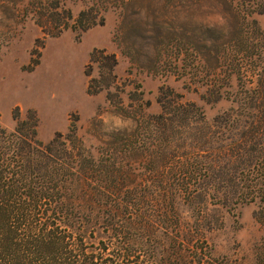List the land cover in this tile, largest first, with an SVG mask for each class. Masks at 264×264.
Segmentation results:
<instances>
[{"label":"rangeland","instance_id":"1","mask_svg":"<svg viewBox=\"0 0 264 264\" xmlns=\"http://www.w3.org/2000/svg\"><path fill=\"white\" fill-rule=\"evenodd\" d=\"M58 1L74 17L91 7L88 14L102 15L103 23L48 35L36 18L43 11L39 2L53 5L54 0H0L1 123L13 129L15 107L22 118L32 110L37 137L48 141L75 121L90 154L114 161L115 181L130 184L143 206L162 203L171 188L184 224L197 226L215 255H225L232 264H254L256 248L264 242V202H237L230 195L222 203L217 182L204 169L212 158V131L227 122L228 133L241 131L248 119L240 114L243 89L264 86V0H236L247 13L238 25L231 0ZM120 24L125 28L120 30ZM217 39L226 44L227 63L220 66L212 58L218 54L213 50ZM204 41L202 58L207 62L201 59L198 70L207 72L209 86L202 81L207 76L188 72L190 48ZM96 48L115 54V77L108 75V89L88 93L89 78L98 75L97 63L90 61ZM237 52L247 60L241 75H236ZM162 87L179 93V100L194 102L204 119L196 114L164 124L156 115ZM167 94L173 98L171 91ZM118 97L125 107L133 105L134 116L116 107ZM256 118L263 126L259 141L264 149V115ZM235 162L239 167L261 166L264 151ZM198 178L205 179L196 187Z\"/></svg>","mask_w":264,"mask_h":264},{"label":"trees","instance_id":"2","mask_svg":"<svg viewBox=\"0 0 264 264\" xmlns=\"http://www.w3.org/2000/svg\"><path fill=\"white\" fill-rule=\"evenodd\" d=\"M39 3L43 11L36 22L48 35L103 23L102 15L88 14L91 7L81 9L74 17L58 0L53 5ZM230 7L234 22L241 24L247 13L236 0H231ZM125 26L120 24V30ZM241 36L238 33L242 42ZM218 41L213 48L218 53L212 56L214 66L227 61L226 44ZM202 46L206 41L190 48L193 61L188 64V72L200 78L208 75L198 70L201 59L207 62L202 58ZM184 49L187 52L189 46ZM237 53L236 75H241L247 60L243 53ZM90 61L97 63L98 75L89 78L88 93L108 89V75L115 77V54L96 48ZM208 80L209 76L202 79L209 86ZM169 91L173 98L168 96ZM216 91L219 95L220 90ZM179 96L170 88H160L159 120L164 124L179 118L186 121L196 114L199 120L204 119L199 106L179 100ZM240 104V114L248 119L236 135L228 133L229 122L212 131L216 133L211 141L212 158L204 169L217 182L214 187L222 192L224 204L230 195L237 202H264V164L252 168L236 166L235 162L264 151L259 141L263 126L256 118L264 115V86L243 89ZM115 105L124 115L134 116L132 104L127 108L118 97ZM12 117L13 129L0 121V264H232L225 255L214 254L197 226L184 224L171 188L162 203L143 206L130 184L115 181V162L90 154L75 121L69 123L66 132L56 131L51 139L42 141L37 137L34 111L28 110L22 118L15 107ZM203 140L205 145L210 143ZM234 147L238 148L236 154L232 152ZM243 172L245 175L240 176ZM204 179L195 180L196 187ZM189 185H185V191H189ZM254 264H264V242L256 248Z\"/></svg>","mask_w":264,"mask_h":264}]
</instances>
